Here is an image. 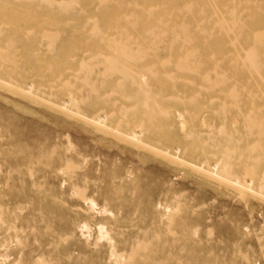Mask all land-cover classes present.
<instances>
[{"label":"bare ground","instance_id":"bare-ground-1","mask_svg":"<svg viewBox=\"0 0 264 264\" xmlns=\"http://www.w3.org/2000/svg\"><path fill=\"white\" fill-rule=\"evenodd\" d=\"M5 116L146 147L264 217V0H0ZM96 228L117 262L107 223Z\"/></svg>","mask_w":264,"mask_h":264},{"label":"rangeland","instance_id":"rangeland-1","mask_svg":"<svg viewBox=\"0 0 264 264\" xmlns=\"http://www.w3.org/2000/svg\"><path fill=\"white\" fill-rule=\"evenodd\" d=\"M11 120L0 118V264H264L257 206L246 228L237 200L175 175L173 164L155 161L146 147H107L81 128L42 132L28 117ZM91 196L113 217L85 208ZM101 221L117 262L98 239Z\"/></svg>","mask_w":264,"mask_h":264}]
</instances>
